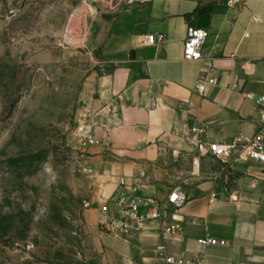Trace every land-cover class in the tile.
Masks as SVG:
<instances>
[{"label":"crops","instance_id":"obj_1","mask_svg":"<svg viewBox=\"0 0 264 264\" xmlns=\"http://www.w3.org/2000/svg\"><path fill=\"white\" fill-rule=\"evenodd\" d=\"M191 29L206 33L203 59L183 57ZM112 30L114 66L90 80L80 109L91 117L90 139L78 134L95 184L88 214L118 217L124 203L144 213L150 199L182 229L165 234L156 220L136 233L100 232L104 264H164V255L264 264V163L207 152L209 143H246L264 131V0L132 2ZM156 33L164 41L143 43ZM174 189L186 197L175 212L167 205ZM204 237L229 244L205 245Z\"/></svg>","mask_w":264,"mask_h":264},{"label":"rangeland","instance_id":"obj_2","mask_svg":"<svg viewBox=\"0 0 264 264\" xmlns=\"http://www.w3.org/2000/svg\"><path fill=\"white\" fill-rule=\"evenodd\" d=\"M24 1L0 0V264H104L80 109L144 0Z\"/></svg>","mask_w":264,"mask_h":264},{"label":"built area","instance_id":"obj_3","mask_svg":"<svg viewBox=\"0 0 264 264\" xmlns=\"http://www.w3.org/2000/svg\"><path fill=\"white\" fill-rule=\"evenodd\" d=\"M230 7H240L245 3V0H226ZM165 39V34L156 33L150 34L143 39L144 44L158 45ZM206 39V33L199 29H191L184 44L183 57L186 60H200L204 58L203 46ZM215 83V79L210 78L206 80H200L197 84L199 91H204L205 83ZM264 104V96L261 98ZM87 115V114H84ZM261 119L264 122V110L261 114ZM80 121L78 126V133L81 135H89V127L86 122V118ZM88 139H90L88 137ZM235 151L239 154L240 158L253 160L259 163H264V131L258 133L250 141L241 143L234 140L230 142H212L207 146V152L212 156L220 159H224L232 155ZM186 202V197L181 195L178 189H174L167 199V205L173 212L180 209ZM148 209L141 213L138 203H124L121 213L118 217L109 216L106 211L100 216V225L103 230L109 232L120 233H136L141 230L142 226L146 222L162 221L161 230L166 234H178L181 231V226L178 223H167L165 221L167 214L164 211V207L161 205H154L153 201L147 199L145 201ZM89 205V203H87ZM173 220L175 216L170 213ZM201 242L205 245H228L227 239H218L215 237H204ZM160 253L164 255V246L160 247ZM164 264H201V261L197 259L184 261L178 257L172 255H164Z\"/></svg>","mask_w":264,"mask_h":264},{"label":"water","instance_id":"obj_4","mask_svg":"<svg viewBox=\"0 0 264 264\" xmlns=\"http://www.w3.org/2000/svg\"><path fill=\"white\" fill-rule=\"evenodd\" d=\"M29 1H30V0H25V1H24V4L28 3ZM90 1H92V0H90Z\"/></svg>","mask_w":264,"mask_h":264}]
</instances>
